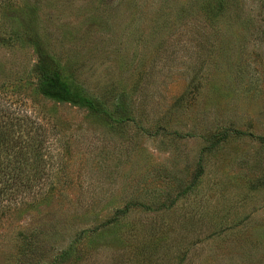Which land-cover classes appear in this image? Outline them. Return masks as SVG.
Returning a JSON list of instances; mask_svg holds the SVG:
<instances>
[{"label":"rangeland","instance_id":"obj_1","mask_svg":"<svg viewBox=\"0 0 264 264\" xmlns=\"http://www.w3.org/2000/svg\"><path fill=\"white\" fill-rule=\"evenodd\" d=\"M38 51L132 120L34 94ZM0 108L45 141L0 264L42 230L30 262L51 264L83 229L54 264H264V0H0Z\"/></svg>","mask_w":264,"mask_h":264},{"label":"trees","instance_id":"obj_2","mask_svg":"<svg viewBox=\"0 0 264 264\" xmlns=\"http://www.w3.org/2000/svg\"><path fill=\"white\" fill-rule=\"evenodd\" d=\"M33 71V93L44 99L69 103L87 110L93 117L109 122L126 123L132 120L127 115L124 103L116 102L113 108L109 109L100 99L87 95L82 86L65 80L61 62L48 52L38 51ZM42 127L40 122L31 119L26 112L19 114L9 108H0V209H4L7 203L16 200L18 196L25 195L28 188H31L30 180L42 178V168H45ZM85 232L83 229L75 233L71 245L64 247L60 254H55L51 264L66 257L73 250V245L85 236ZM45 234L47 239H50L49 242L55 241L50 233L44 230L36 234V239H31L28 234L23 236L19 245V261L22 264H35V261L31 263L30 260L35 259L40 251L47 254L44 247L48 242L43 237ZM36 261L37 264L40 263L38 258Z\"/></svg>","mask_w":264,"mask_h":264}]
</instances>
